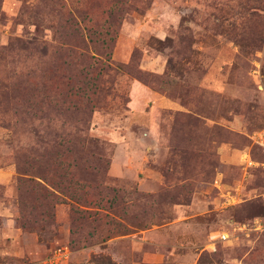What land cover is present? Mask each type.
Here are the masks:
<instances>
[{
    "label": "rangeland",
    "instance_id": "1",
    "mask_svg": "<svg viewBox=\"0 0 264 264\" xmlns=\"http://www.w3.org/2000/svg\"><path fill=\"white\" fill-rule=\"evenodd\" d=\"M0 100V264H264V0H0ZM69 132L109 168L51 211L25 172Z\"/></svg>",
    "mask_w": 264,
    "mask_h": 264
},
{
    "label": "trees",
    "instance_id": "2",
    "mask_svg": "<svg viewBox=\"0 0 264 264\" xmlns=\"http://www.w3.org/2000/svg\"><path fill=\"white\" fill-rule=\"evenodd\" d=\"M95 32V31H94ZM96 34V32H95ZM104 35L109 36V39L112 37L109 31H106ZM93 40V37H91ZM25 47L33 46L31 44L37 43L38 40L36 38L29 39L26 41L21 40ZM103 44L107 45L109 48L108 39H102ZM78 57H87L86 54L80 53ZM70 67V64H68ZM110 67V64H109ZM89 71L82 72L81 75L88 76ZM64 77H66L64 75ZM143 78L142 76H140ZM87 77H85L86 79ZM87 85V83H85ZM92 83V86H95V91L91 93H87L88 90H85L82 87H74L68 82H65L64 85L65 90L67 92L66 96L77 95L80 97H86L90 101V94L100 95L104 90L101 88L99 84ZM70 86V87H69ZM53 88V87H51ZM53 89L49 90L50 92ZM58 93L56 90L55 94ZM2 97L4 95L2 94ZM45 103L44 106L48 109L49 112L61 110L58 108L59 104L55 99L50 96L49 93H45L44 95ZM3 100H0L2 103ZM77 109V108H76ZM71 110L70 107H65V112H69ZM92 112V111H91ZM83 123H88V118L83 119ZM86 128V127H85ZM89 129V127H87ZM84 130V128L82 129ZM50 143V141H48ZM88 137L87 132L85 135H74L72 133H66L65 136L58 134L57 139H55L54 144H50L51 147L46 148L49 149L42 154V161L39 164V167L35 164H29L25 174H29V185L31 187L30 191L34 193V195H38L43 201L47 200V206H51V211L54 208V203L60 202L62 197L57 195L56 192H59L63 195H68L69 199L74 200H82V202H88V193L92 189H96L100 184L94 185L92 182H96L99 174L103 177L106 176V172L109 168V161H105L103 157L90 155L86 151V144L91 143ZM32 150V149H31ZM97 162V166L93 165L92 162ZM62 170L58 176L53 172L54 169ZM81 169L85 174L82 178H77V172L75 170ZM35 170H38L39 175H35ZM92 174L94 177L90 179L88 175ZM37 178H40L38 180ZM105 178V177H104ZM54 179L58 180L55 181ZM52 189H50L49 187Z\"/></svg>",
    "mask_w": 264,
    "mask_h": 264
},
{
    "label": "built area",
    "instance_id": "3",
    "mask_svg": "<svg viewBox=\"0 0 264 264\" xmlns=\"http://www.w3.org/2000/svg\"><path fill=\"white\" fill-rule=\"evenodd\" d=\"M253 139L257 145L264 149V127L258 130ZM256 228L264 229V222L256 221ZM221 240H227L228 234L222 233L220 235ZM71 256L70 248L67 246L55 249V251L45 259V264H64L69 261Z\"/></svg>",
    "mask_w": 264,
    "mask_h": 264
},
{
    "label": "crops",
    "instance_id": "4",
    "mask_svg": "<svg viewBox=\"0 0 264 264\" xmlns=\"http://www.w3.org/2000/svg\"><path fill=\"white\" fill-rule=\"evenodd\" d=\"M154 96H155V99L157 100V95L156 94H154ZM166 102V106H169L170 108H176V109H178V104H177V102H175V101H170V100H166L165 101ZM246 155H248V153H246ZM2 216H4L5 217V224H6V227L8 228V229H10V231L11 232H14L13 234H16L18 231H21L19 228H16L15 227V225L13 224L14 223V220H13V218H12V216H13V214H9V215H4L3 214V211H2ZM12 234V235H13ZM159 258V257H158Z\"/></svg>",
    "mask_w": 264,
    "mask_h": 264
}]
</instances>
